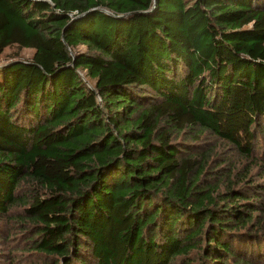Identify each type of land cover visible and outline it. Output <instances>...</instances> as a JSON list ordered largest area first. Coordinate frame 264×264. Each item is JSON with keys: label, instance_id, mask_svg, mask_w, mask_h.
Wrapping results in <instances>:
<instances>
[{"label": "trees", "instance_id": "1", "mask_svg": "<svg viewBox=\"0 0 264 264\" xmlns=\"http://www.w3.org/2000/svg\"><path fill=\"white\" fill-rule=\"evenodd\" d=\"M6 48L0 264H264V0H0Z\"/></svg>", "mask_w": 264, "mask_h": 264}, {"label": "rangeland", "instance_id": "2", "mask_svg": "<svg viewBox=\"0 0 264 264\" xmlns=\"http://www.w3.org/2000/svg\"><path fill=\"white\" fill-rule=\"evenodd\" d=\"M12 49L13 48H6L1 53V55H0V65L9 60V57H10V54L9 53H11L13 51ZM30 53H31L30 50H28V49H22L20 55L21 56H29ZM257 153H259V152H257ZM2 247H3L4 251H5V249H6L5 246L3 245Z\"/></svg>", "mask_w": 264, "mask_h": 264}]
</instances>
